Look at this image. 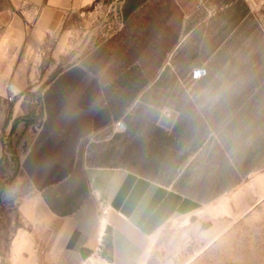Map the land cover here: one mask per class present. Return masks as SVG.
Wrapping results in <instances>:
<instances>
[{
  "label": "rangeland",
  "instance_id": "1",
  "mask_svg": "<svg viewBox=\"0 0 264 264\" xmlns=\"http://www.w3.org/2000/svg\"><path fill=\"white\" fill-rule=\"evenodd\" d=\"M146 1L153 12L168 2L174 34L132 62L129 12ZM76 13L53 67L9 82L12 101L0 92V264L34 168L49 185L84 164L125 168L201 203L151 238L143 264H264V0H87ZM163 38L178 46L161 58ZM195 67L207 70L197 82ZM119 118L124 134L112 129Z\"/></svg>",
  "mask_w": 264,
  "mask_h": 264
},
{
  "label": "crops",
  "instance_id": "2",
  "mask_svg": "<svg viewBox=\"0 0 264 264\" xmlns=\"http://www.w3.org/2000/svg\"><path fill=\"white\" fill-rule=\"evenodd\" d=\"M6 1L8 7H0L1 93L9 82L31 81L30 70L36 74V66L53 67L56 55L62 56L56 54L57 46L74 28L66 27L67 21L75 11L81 16L87 2ZM165 3L155 12L149 1L131 9L129 27L136 38L128 51L135 50L138 42L139 51L149 48L145 44L155 32L156 15L162 18L156 32H172L170 7ZM25 6L31 7L29 11H22ZM39 162V156L34 158L33 164ZM46 173L38 175L34 168L32 188L17 203L22 224L10 239L7 264H143L151 238L172 219L201 206L170 186L121 167L75 165L49 185ZM102 210L107 217L100 228Z\"/></svg>",
  "mask_w": 264,
  "mask_h": 264
},
{
  "label": "built area",
  "instance_id": "3",
  "mask_svg": "<svg viewBox=\"0 0 264 264\" xmlns=\"http://www.w3.org/2000/svg\"><path fill=\"white\" fill-rule=\"evenodd\" d=\"M202 2V0H200ZM207 75V70L204 67H195L190 71V79L192 81H200L202 80L205 76ZM15 86L14 84H9L5 88V98L9 96V100L12 101L13 97L16 95L15 94ZM166 116V118H171L172 112L170 111H164L163 112ZM112 129L114 134H124L128 131V126L126 121L123 118H119L113 122ZM0 151H2V142L0 140ZM100 215H104L107 217V212L105 210H102Z\"/></svg>",
  "mask_w": 264,
  "mask_h": 264
},
{
  "label": "trees",
  "instance_id": "4",
  "mask_svg": "<svg viewBox=\"0 0 264 264\" xmlns=\"http://www.w3.org/2000/svg\"><path fill=\"white\" fill-rule=\"evenodd\" d=\"M161 22H162V18H161V14H159V15H156L155 16V18L153 19V24L155 25L156 24V26H155V32L153 33V35H151V36H148V44L146 45L147 47H149V50H150V48L152 47L151 46V44L155 41V39L157 38V36L159 35V33H157L156 31H158L159 30V26L161 25ZM164 40H165V42H164V40H163V42H164V44H162V52L160 53V56H161V58L163 57V55L165 56L166 55V52H169L170 50H171V48H173V46L175 45V41H172L171 42V45L170 44H168V41H169V39H165V38H163ZM183 45L184 44H181L178 48L179 49H183L184 47H183ZM171 46V47H170ZM135 51H136V49H135ZM133 49L132 50H130L129 52H128V55H127V57L128 58H136L135 60H133L132 59V62H135V61H140L141 60V62H144V58L146 57L145 55H144V53L142 52L141 54H136V52H135ZM151 53V52H150ZM149 59H150V61L151 60H153V57L151 56V57H149ZM152 80V78L150 77V76H147V78L145 79V82L146 83H148V82H150ZM2 129H5L6 128V126L5 125H3L2 127H1ZM43 129H45V124L43 125V128H42V130ZM32 176V175H31Z\"/></svg>",
  "mask_w": 264,
  "mask_h": 264
},
{
  "label": "bare ground",
  "instance_id": "5",
  "mask_svg": "<svg viewBox=\"0 0 264 264\" xmlns=\"http://www.w3.org/2000/svg\"><path fill=\"white\" fill-rule=\"evenodd\" d=\"M164 121H165V119H164ZM164 121H163V122H164ZM165 122H166V121H165ZM105 220H106V216H104V215H100V224H99L100 228L104 226V224H105Z\"/></svg>",
  "mask_w": 264,
  "mask_h": 264
}]
</instances>
